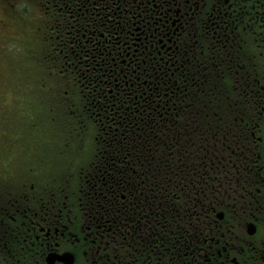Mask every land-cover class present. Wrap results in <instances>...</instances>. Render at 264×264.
<instances>
[{
  "label": "flooded vegetation",
  "instance_id": "obj_1",
  "mask_svg": "<svg viewBox=\"0 0 264 264\" xmlns=\"http://www.w3.org/2000/svg\"><path fill=\"white\" fill-rule=\"evenodd\" d=\"M25 2L0 52L55 91L0 109V264H264V0Z\"/></svg>",
  "mask_w": 264,
  "mask_h": 264
},
{
  "label": "rangeland",
  "instance_id": "obj_2",
  "mask_svg": "<svg viewBox=\"0 0 264 264\" xmlns=\"http://www.w3.org/2000/svg\"><path fill=\"white\" fill-rule=\"evenodd\" d=\"M23 1H26L25 3L33 2V0H29V2L28 0H22V2L20 0L21 5L23 4ZM29 6L27 5L25 8H28ZM30 11H32V6L30 7ZM31 33L34 35L33 32ZM14 37H17L15 33L8 32L6 33L5 39L11 41ZM23 39H21L20 42L27 41V39H25V41H23ZM15 48L13 49V47H10V45L7 44L0 52V98L5 97L10 99V108L6 107L9 105V102H4L3 106H0V109L3 111L8 110V113H10L8 119L12 121L10 124L11 130L8 134L9 136L4 140L5 142L12 136H16L18 133H15L18 130L19 125H21L20 120L17 119L18 115L22 112V115L24 116V110H35L38 100L40 99L41 101L46 100L47 103L50 104L52 101L51 96L55 91L54 86L51 85L50 81H39V78H42V80L46 79L45 74L49 73L47 68V71L38 68V65H41L40 63H45L43 58L45 55L41 54V56L37 58L39 55L38 52H24ZM31 88L36 89L31 90ZM13 97H18L17 99L19 100L22 98V100L19 102L18 100L12 99ZM5 120L7 119L0 118V126L8 125V120L3 123ZM25 120L26 119L23 117L24 123Z\"/></svg>",
  "mask_w": 264,
  "mask_h": 264
}]
</instances>
